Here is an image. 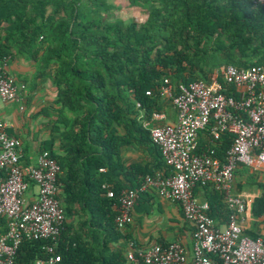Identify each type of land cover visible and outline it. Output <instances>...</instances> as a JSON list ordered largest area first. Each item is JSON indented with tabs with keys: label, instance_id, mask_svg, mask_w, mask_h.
<instances>
[{
	"label": "trees",
	"instance_id": "trees-1",
	"mask_svg": "<svg viewBox=\"0 0 264 264\" xmlns=\"http://www.w3.org/2000/svg\"><path fill=\"white\" fill-rule=\"evenodd\" d=\"M127 3L145 10L146 18H113L109 0H0V63L21 56L34 65L35 79H48L55 90L41 114L52 117L58 136L41 149L60 166L65 214L58 235L21 239L13 264H34L50 255L47 246L61 264H125L129 236L114 222L119 195L157 169L169 170L143 125L167 104L173 106L171 98H161V84L209 81L214 74L221 80V66L227 64L264 66V6L251 0ZM225 93L239 96L232 86ZM225 135L216 142L219 154L233 138ZM136 148H147L154 163H127L125 150ZM194 151L201 150L195 146ZM257 184L261 193L250 211L264 223V182ZM202 188L208 214L225 223L223 195L210 185ZM6 228L0 217V234Z\"/></svg>",
	"mask_w": 264,
	"mask_h": 264
},
{
	"label": "built area",
	"instance_id": "built-area-1",
	"mask_svg": "<svg viewBox=\"0 0 264 264\" xmlns=\"http://www.w3.org/2000/svg\"><path fill=\"white\" fill-rule=\"evenodd\" d=\"M251 1L264 6V0ZM7 61L3 57L0 63V100H19L26 85L6 71ZM221 77L219 80L214 74L209 81L180 82L177 87L167 80L161 84L159 94L172 99L176 120L158 123L163 115L154 113L143 125L169 170L157 169L137 186L122 190L114 219L123 231L141 194L153 190L160 198L177 203L192 225L190 251L179 240L145 247L130 240L125 264H187L189 255L190 264H264V232L256 237L245 233L241 222L251 205L233 190L238 165L253 167L255 161L264 165V66L227 64L221 69ZM231 86L237 98L225 93ZM6 127L7 123L0 120V217L7 225L0 234V264H13L21 239L43 240L58 235L65 214L58 198L57 160L41 150L35 164H23L22 142ZM232 128L233 138L219 154L216 142ZM205 129L215 143L196 153L195 140ZM205 185L223 195L228 210L223 224L208 214L207 200L199 201L194 193L195 187ZM107 195L112 197V191ZM45 248L50 255L36 259L34 264H61L60 255L50 246Z\"/></svg>",
	"mask_w": 264,
	"mask_h": 264
},
{
	"label": "crops",
	"instance_id": "crops-1",
	"mask_svg": "<svg viewBox=\"0 0 264 264\" xmlns=\"http://www.w3.org/2000/svg\"><path fill=\"white\" fill-rule=\"evenodd\" d=\"M5 69L17 81L24 82L26 87L21 90L19 100L0 101V120L7 123L6 130L9 134L20 138L22 163L35 164L37 156L42 150L41 144L52 136H58V133L52 132V117L49 119L41 114V109L53 101L55 90L48 79H35L34 65L21 56L8 57ZM161 114L163 119L158 123H171L176 120L177 112L174 105L167 104L163 107ZM226 133L234 135V128L229 129ZM222 136H226L225 133ZM220 140L221 144L222 137ZM212 142L209 129H205L198 133L195 146L199 150H204ZM58 148L59 142L55 141L53 150L57 154ZM124 156L127 163H154L152 153L147 148L126 149ZM260 182H264V165L257 161L254 162L253 167L239 165L234 171L233 190L246 197L250 205L254 197L261 193L257 184ZM35 189L32 186V191L35 192ZM194 189L199 201L207 200L204 188L198 186ZM61 194L62 189L59 185L58 198L60 203H62ZM241 224L244 229L255 233L264 232L262 217H253L251 211H249V215L245 214V219L242 220ZM192 228V225L184 219L177 203L160 198L153 190H147L141 194L134 206L125 231L127 232L126 235L129 236V241L132 240L139 246L145 247L158 242L168 243L179 240L190 251ZM109 246L114 249L118 245L113 243ZM123 250H127V244ZM190 262L191 256L189 255L187 264Z\"/></svg>",
	"mask_w": 264,
	"mask_h": 264
},
{
	"label": "rangeland",
	"instance_id": "rangeland-1",
	"mask_svg": "<svg viewBox=\"0 0 264 264\" xmlns=\"http://www.w3.org/2000/svg\"><path fill=\"white\" fill-rule=\"evenodd\" d=\"M109 2H111L113 5V18L118 17L124 20L125 22L130 21L132 19L136 20L137 22H142L146 18L145 10L140 7L129 6L127 0H109ZM223 67L224 65L221 66V69Z\"/></svg>",
	"mask_w": 264,
	"mask_h": 264
}]
</instances>
